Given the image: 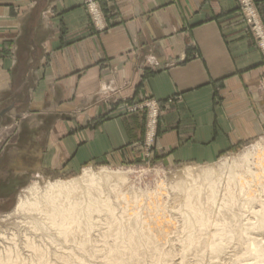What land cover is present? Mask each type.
Segmentation results:
<instances>
[{
	"label": "crops",
	"instance_id": "0c3cea01",
	"mask_svg": "<svg viewBox=\"0 0 264 264\" xmlns=\"http://www.w3.org/2000/svg\"><path fill=\"white\" fill-rule=\"evenodd\" d=\"M86 1L0 0V194L35 153L62 173L146 162L148 102L152 160L210 163L264 130V52L237 0H96L100 30Z\"/></svg>",
	"mask_w": 264,
	"mask_h": 264
},
{
	"label": "bare ground",
	"instance_id": "6f19581e",
	"mask_svg": "<svg viewBox=\"0 0 264 264\" xmlns=\"http://www.w3.org/2000/svg\"><path fill=\"white\" fill-rule=\"evenodd\" d=\"M249 156L230 167L224 161L219 170L189 169L186 179L179 177L173 199L181 206L176 214L183 223L159 197L161 191L140 194L127 186L122 173L98 175L86 169L73 181L55 180L45 187L36 182L19 196L15 211L4 216H16L25 234L16 231L9 237L0 230V264H204L220 256L222 261L226 245L234 241L242 257L250 258L245 262L253 258L264 264L262 241L249 236L264 231V148L256 149L253 161ZM256 204L261 208L252 209L257 223L253 219L251 224V218L244 226L241 211Z\"/></svg>",
	"mask_w": 264,
	"mask_h": 264
},
{
	"label": "rangeland",
	"instance_id": "374dc122",
	"mask_svg": "<svg viewBox=\"0 0 264 264\" xmlns=\"http://www.w3.org/2000/svg\"><path fill=\"white\" fill-rule=\"evenodd\" d=\"M96 2H97L96 0H87L85 4H86L89 12H90V9L94 8L95 14L100 15V19L96 18L97 21L95 20L96 29L100 30L101 29L100 28L101 23L103 22V20H102L103 15H102V12H101L99 6L96 4ZM90 15H92V13H90ZM91 18H93V17H91ZM262 25H263V23H262ZM160 114H161V110H160ZM159 117H160V115H159ZM263 131L264 130H258L255 138H253L252 140L243 142L240 144V146L237 149H235L229 153L223 154V156L219 157L217 160H215L213 162L204 163V164H180V165H178V164H170V163L162 161V160H154V159L152 160L153 148H154V145L157 141L159 130H144L143 146L145 149V151H144L145 157L147 159L146 162L125 164V165L116 166V167L105 166V165H101V164H95V165L86 166V167L82 168L80 171H78L77 173H70V172L62 173V172H56V171L52 170V168L49 166L48 162L46 164H44V165H47V167H43L44 160L43 159L39 160V158L36 157L38 153H35V154L30 155L29 161L22 162L23 164H25V165H23L24 166L23 168H26V170L28 172H30L29 174H27L25 176L24 179H21V177L18 175V174H21L23 172L22 171L23 168H20L19 165H17L16 167L8 166L6 163L5 167L2 168V170H1V173L5 172V171L10 172L12 178H15L17 176L16 182H19L20 179L21 180H20V184L17 183L15 186V193H14L13 198H7L6 196H4L5 194L4 195L2 193L0 194V196H1L0 197V221H1L0 225H2V226H0V230L2 229L4 232H7L9 237L16 231L21 232L22 234H25V231H23L24 226L19 224V223H21V221L19 222V220L16 219L17 218L16 216H13L12 218L10 217L11 219L10 218L6 219V217H7L6 215H8L9 213L12 214L15 211V208H16L17 203L19 201V196L24 193V190L26 188H28L32 184H35L36 182L39 183L42 187H45V185H47V183L55 182V180L56 181H64V182L73 181L75 179H79L80 177H82L83 173L87 170H91L92 172H94L95 174H98V175L102 174L103 172H104L103 174H108V173L109 174L110 173L115 174V172L122 173L127 180V186H129V188L135 189L137 191L140 190L139 191V192H141L140 194H143V195L144 194L147 195L146 192L151 193L152 189H154L152 192H157V190L161 191V194L159 197L161 198V195H162L163 202L164 203L167 202V204L166 203L165 204L170 208V210H173V212H172V213H174L173 216L175 217L177 215L176 216L177 221H179L180 223H183L182 219H181L182 217H180L179 214H176V213H178V210L180 209L181 206L178 202L175 201L176 199L175 200L173 199L174 197L176 198V196L174 195L175 193H174L173 187L176 186L177 181H179L180 178H185L184 174L187 173L189 169H190V171H191V169H193L192 171L195 170L194 172H201L202 168H203V171H205L206 168L209 169L210 167L216 168V170H219L221 167V164L225 163L224 161H227L226 162L227 167H230L228 165L232 166L237 160H239L241 157H244V155L246 156L247 154L251 155L249 157H250V160L253 161L252 155H254L256 153V149L264 148V146H262V145H264V132ZM251 168H253V167H251ZM199 169H201V170H199ZM197 170H199V171H197ZM38 174H40L41 178L38 177ZM161 182H162V184H161ZM171 182H173V183H171ZM129 183L131 184V186L129 185ZM132 186H133V188H132ZM164 189H165V191H164ZM166 189H167V192H166ZM169 193H170V195H169ZM158 198H156V199H158ZM262 199L260 201L264 203V198L262 197ZM242 200H243V202H240V203H244V201H245L244 197L243 198L240 197V201H242ZM172 203H173V205H172ZM258 208H260V206L258 204H256L254 206V208L249 207V209H247V207H246V209L242 208L244 210L240 209L243 211V212L241 211V213H242L241 215L243 216L242 219L244 221L243 222L244 226L250 225L251 218H252L251 224L255 225V223H257V221L255 220V217H257V216L253 212L254 211L258 212L261 210V208L260 209H258ZM252 209H256V210L253 211ZM246 210H248V211H246ZM4 216H6V217H4ZM178 217H180V218H178ZM247 219H248V222H247ZM253 219H254V221H256L255 223L253 222ZM11 221H13V222H11ZM179 222L177 223V226H179V227L183 226ZM178 224H180L181 226ZM9 229L11 231L10 234H9V232H10ZM249 236L252 239H254L255 241H258V242L262 241L261 243H263L262 246L264 247V241H263L264 240V238H263L264 237V231L254 230V231L250 232ZM175 240H176L175 242L177 243L178 239H175ZM223 241L224 240H220V243H223ZM234 242H232L230 245H226V250L228 252L225 250V252H224L225 254L224 253L222 254V257H223V258H221L222 261L219 259L221 257L220 256L218 258L219 260L218 259L216 260L215 258L214 259L211 258L213 260H216V262L213 260L211 261V259L210 260L207 259L208 261L205 262L204 264H213V262H214V264H217L218 261H220L218 264H234V263L238 264L239 261H240V264H243V261L241 259L246 257V256L242 257V256H244L242 254H245V253H242L244 251H242V249H240V248L238 249L237 243L236 242L234 243ZM231 247H237V249L240 250V251H238L239 253L238 252L236 253V250H237L236 248H233L234 250L236 249L234 251L233 249H231ZM240 253H242V254H240ZM234 254H235V257L233 256ZM236 255L238 257L240 255L241 256L238 259V257ZM224 256H226V257H224ZM229 257H231V258H229ZM233 258H237L238 261L236 260L237 262H235ZM247 259H250V258L246 257V259H243L245 264H247V263L249 264L251 262L249 260L245 262V260H247ZM251 259H252V262L254 264H257V263H255L256 261H253L254 260L253 258H251ZM223 262H227V263H223ZM194 263L196 264V262H194ZM194 263L190 262V264H194Z\"/></svg>",
	"mask_w": 264,
	"mask_h": 264
},
{
	"label": "built area",
	"instance_id": "2783aa9c",
	"mask_svg": "<svg viewBox=\"0 0 264 264\" xmlns=\"http://www.w3.org/2000/svg\"><path fill=\"white\" fill-rule=\"evenodd\" d=\"M237 3L239 11L245 19L250 35L254 39L258 49L264 52V26L260 20L255 2L253 0H237ZM90 13H92L91 16L94 22L96 18L100 19V15L95 14L94 8L90 9ZM143 107L148 109L146 130H157L160 115L158 105L155 102H148Z\"/></svg>",
	"mask_w": 264,
	"mask_h": 264
}]
</instances>
